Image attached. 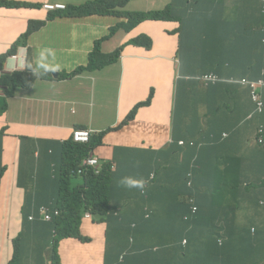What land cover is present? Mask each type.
Wrapping results in <instances>:
<instances>
[{
    "label": "trees",
    "instance_id": "1",
    "mask_svg": "<svg viewBox=\"0 0 264 264\" xmlns=\"http://www.w3.org/2000/svg\"><path fill=\"white\" fill-rule=\"evenodd\" d=\"M129 1L93 0L49 13L52 19L61 14H113L128 19L112 27L106 36L97 40L86 65L62 74V77L93 72L112 64L123 46L108 54L102 51V42L119 28L130 30L147 19L180 22L178 16L171 15V6L148 12L120 10ZM225 4H228V0H187L184 4V10L190 15L200 17L202 21L210 18L214 20L211 26L199 27L201 40L196 42L187 40V35L192 31H182L184 25L189 24L192 30L196 25L189 17L180 22L178 52L181 55L178 54V57L180 63H185L183 48L187 42L190 55L193 56V72L190 77L187 74L182 80L176 81L174 123L183 118L180 82L184 85V97L187 100L182 108L190 118L192 128L197 133L208 129L215 138L210 140L212 145L197 149L195 145L189 144L194 139L191 134L179 135L178 129L172 125L171 146L176 147L182 138L187 141L179 147L183 157L200 158L188 163L177 185L163 184L161 192L155 189L153 181L144 193L134 185L131 190L115 193L106 186L110 173L117 171L120 162L115 154L113 161L104 164L99 172L93 167H81L83 160L90 155L92 139L85 144L75 142L72 137L45 143L21 137L22 155L27 151L28 163L37 172L35 179L30 177L31 189L25 196L21 214L37 234L43 230L53 234L51 252L47 257L51 264H61L59 244L63 238L76 237L85 242L91 240L81 230L86 212H91L95 220L107 223L104 264H264V228L252 232L251 228H240L236 223L242 200L251 208H264V147L258 142L260 131L256 133L257 144L251 148H239L233 156L226 150L228 136L239 131L240 123L236 119L237 108L228 99L230 86L227 82L244 86L241 82L243 78L256 82L264 80V0H235L236 5L230 13ZM48 21L49 17L43 24ZM30 34L31 31H28L24 37L29 39ZM129 43L150 49L153 40L150 36L139 35L129 40ZM27 44V41L22 43ZM18 46L19 42L8 55L16 53ZM6 57H0V69ZM211 73L218 75L219 80H201V76ZM35 79L30 70L3 72L0 86L7 94L4 104L0 105V114L7 111L8 98L32 95L36 89ZM245 87L258 110V116L250 119L252 123L259 119V125L262 124L264 128V85L258 86L256 90ZM200 101L206 105L203 116L196 107ZM135 113L136 109L132 110L125 121L132 120ZM6 131L7 128L0 130V177L5 170L2 154ZM206 147L207 151L204 150ZM46 160H49V170H52L51 162L54 161L62 172L53 179L54 189L49 193H41L34 186ZM80 168L83 172L78 174ZM190 171L193 172V187L188 185L187 175ZM192 194L199 205L196 214L190 212L187 203L188 196ZM230 211L235 212L232 218ZM185 215H189V218L185 219ZM122 254L124 257L121 259ZM38 258L43 263L46 261L43 249L39 250ZM15 259L17 250L13 261Z\"/></svg>",
    "mask_w": 264,
    "mask_h": 264
},
{
    "label": "crops",
    "instance_id": "2",
    "mask_svg": "<svg viewBox=\"0 0 264 264\" xmlns=\"http://www.w3.org/2000/svg\"><path fill=\"white\" fill-rule=\"evenodd\" d=\"M0 1V57L7 56L0 71L11 73L30 69L36 78L33 94L8 98L7 111L0 114L2 129L7 128L3 140V166L6 168L0 178V264H10L15 253L14 240L22 230L28 228L35 244L34 262L42 264L38 259V249L50 237H46L45 230L37 234L22 218L21 208L32 184L30 177L35 179L37 172L34 166L29 165L27 152L21 156L20 136L57 142L70 138L75 129L90 128L96 132L91 138L89 156L104 160L100 167L112 162L114 154L120 160L117 171L111 172L107 179L106 186L110 191L131 190L135 181H155V189L161 192L163 184L177 185L188 163L200 158L183 157L179 149L183 145L179 142L176 147L171 146L172 125L178 129L179 135L191 134L197 149L212 145L210 140L215 138L208 129L197 133L192 128L191 120L182 108L187 100L184 85L180 82L183 118L174 123L176 81L187 74L190 77L193 72V56L187 42L183 48L185 63H180L178 57L180 22L189 17L196 25L193 30L189 24L182 28L185 33L186 30L192 31L186 38L196 42L201 40L199 27L211 26L214 19L202 21L200 17L190 15L184 10L187 0H130L126 9L133 13L171 6V15L178 16L180 22L147 19L130 31L119 29L102 43L104 52H111L124 44L112 64L94 72L62 77L61 74L70 73L89 62L97 40L107 35L120 18L115 15L61 14L52 19L49 13L59 10L50 11L43 7L46 2L69 6L93 0ZM234 4V1L226 4L227 9L231 10ZM48 17L50 21L43 24ZM28 31H31V36L26 39L24 34H28ZM139 35L150 36L152 48L126 44L127 40ZM24 41H27V46H22ZM18 42L17 57L13 55L15 53L8 55ZM227 83L230 86L229 102L237 108L236 119L240 121L239 131L228 136L226 150L233 156L237 149L251 148L257 144L256 133L264 128L262 124L259 125V119L253 123L250 119L258 116V110L247 88L240 84L236 86L234 82ZM235 87L238 88L232 93ZM5 94L7 92L0 86V105L4 104ZM10 99L18 105L24 118L26 116L25 121L17 126L10 122ZM147 100H151L150 103H146ZM95 101L97 109L93 111ZM196 107L201 116L206 113V105L202 101L197 102ZM134 109L135 117L126 122ZM204 150L207 151L208 147ZM218 152L223 158L222 153ZM51 166L52 170H49V160H46L35 182L34 187L41 193L51 192L55 175L62 172L58 163L52 161ZM236 223L240 228L263 230L264 208H251L242 200ZM106 230L105 222L96 221L93 217L84 219L82 231L92 240L86 243L74 238L62 240V264H104ZM11 264L23 263L17 259Z\"/></svg>",
    "mask_w": 264,
    "mask_h": 264
},
{
    "label": "clouds",
    "instance_id": "3",
    "mask_svg": "<svg viewBox=\"0 0 264 264\" xmlns=\"http://www.w3.org/2000/svg\"><path fill=\"white\" fill-rule=\"evenodd\" d=\"M231 1H234L235 2V0H228V4H229V2H231ZM235 5L236 4H234V7H235ZM127 6V5H126ZM126 6L125 7H123V8H121L120 10H122V11H128L127 9H126ZM225 6H226V4H225ZM233 7V8H234ZM232 8V9H233ZM67 9V7L66 8H64V9H55V10H59V11H63V10H66ZM226 9H227V7H226ZM231 9V10H232ZM55 10H51V11H55ZM231 10H228L227 9V11H228V13H230V11ZM94 15V14H93ZM99 15H101V14H99ZM107 15H113V14H107ZM115 16H117V15H115ZM117 17H119L120 18V21L116 24V25H114V26H117L118 24H120V23H122V22H127L128 21V19L126 18V17H124V16H117ZM152 20V19H151ZM114 26H112V27H114ZM111 27V28H112ZM135 27V26H134ZM133 27V28H134ZM110 28V29H111ZM119 29H124V28H119ZM118 29V30H119ZM117 30V31H118ZM124 30H126V29H124ZM131 30V29H130ZM130 30H126V31H130ZM110 31V30H109ZM116 31V32H117ZM115 32V33H116ZM109 33V32H108ZM114 33V34H115ZM113 34V35H114ZM112 35V36H113ZM106 36V35H105ZM104 37V36H103ZM102 37V38H103ZM110 38V37H109ZM99 39H101V38H99ZM108 39V38H107ZM104 41V40H103ZM103 43V42H102ZM28 45V44H27ZM27 45H22V46H27ZM121 46H124V44H122V45H120L118 48H116L115 50H113V51H111V52H104V53H108V54H110V53H114L117 49H119ZM19 49V48H18ZM123 49V48H122ZM122 51V50H121ZM17 52H18V50H17ZM16 52V53H17ZM16 53L15 54H13L14 55V57L16 58L17 57V55H16ZM87 64V63H86ZM86 64H82V65H86ZM81 66V65H80ZM107 66V65H106ZM79 67V66H78ZM104 68V67H103ZM25 70H30V69H25ZM100 70V69H99ZM15 71H17V70H15ZM30 71H32V70H30ZM74 71V70H73ZM72 71V72H73ZM97 71V70H96ZM13 72V71H12ZM33 72V71H32ZM85 72H88V71H85ZM94 72V71H93ZM0 73H1V75H2V73L3 72H1L0 71ZM34 73V72H33ZM71 73V72H70ZM83 73V72H82ZM65 74V73H64ZM80 74V73H79ZM1 75H0V77H1ZM34 75H35V73H34ZM77 75V74H76ZM61 76H62V74H61ZM74 76V75H73ZM79 129H90V128H78V129H75L74 131H73V134H72V138L74 139V141L75 142H77V143H82V144H85V143H88L89 141H90V139H91V136L96 132V130H92V134L90 135V138H89V140L88 141H82V140H78V139H76L75 138V131L76 130H79ZM21 137L22 136H20V140H21ZM27 137V136H26ZM70 137V138H71ZM31 138V137H30ZM69 139V138H68ZM37 140V139H36ZM64 140H67V139H64ZM64 140H59V141H57V142H60V141H64ZM41 141H43V140H41ZM180 141H184V144H181L180 143ZM179 141V143L181 144V145H185L186 143H187V141H185V140H180ZM45 143H46V141H44ZM47 142H50V141H47ZM51 142H53V141H51ZM191 142H193V144H191ZM258 142L260 143V144H262V146L264 147V130H262V131H260V137H259V140H258ZM189 144L190 145H194L195 144V141L194 140H190L189 141ZM20 146H21V150H22V141H21V144H20ZM27 152V151H26ZM28 154V153H27ZM36 155H38V153H36ZM21 156H22V152H21ZM91 157H96V156H89V157H87L88 159H87V161H86V158L83 160V162H82V164H81V167H93V168H95L96 169V171L97 172H99L100 170H101V168L102 167H100V164L104 161V160H102L101 158L99 159L98 157V162L97 163H92V162H90V161H88ZM2 161H3V154H2ZM116 165L114 164V167H115ZM6 168V167H5ZM83 172V169L82 168H80L79 170H78V174H81ZM4 173V172H3ZM2 177V176H1ZM0 177V178H1ZM187 178L189 179L188 180V185H189V182L190 181H192V185H189L190 187H193V185H194V183H193V172L192 171H190L189 173H188V175H187ZM149 184L150 183H145V182H139V181H135L134 182V186H137L140 190H141V192L142 193H144L145 192V190L148 188V186H149ZM190 196H194L195 197V200H196V204L198 205V203H197V198H196V196L194 195V194H192V195H189L188 196V198H187V203L190 205V203H189V197ZM240 209V208H239ZM198 210H199V205H198ZM191 212V211H190ZM198 212V211H197ZM59 212H57L56 214H58ZM88 213L90 214V216H88ZM149 214H147V216H148ZM93 216H92V214H91V212H86L85 214H84V216H83V218H82V223H83V221H84V219H87V218H92ZM52 218H53V216L51 217V219H50V221L49 222H51L52 221ZM185 218V217H184ZM96 221H100V220H96ZM103 222H105V221H103ZM82 223H81V230H82ZM106 223V222H105ZM107 224V223H106ZM249 228H251L252 229V232H255V230H256V228H254V227H249ZM45 234H46V237L47 238H49L50 237V240L48 241V239H47V242H46V244L42 247V248H39L38 249V255H39V250L40 249H43V257L44 258H46V261H44V263L42 262V260H40L39 258V260L42 262V264H51V262L49 261V260H47V257L50 255V252H51V247H52V238H53V234L51 233V232H47L46 230H45ZM82 234L83 235H85L84 233H83V231H82ZM85 236H87V235H85ZM88 237H90V236H88ZM69 238H74V239H77V240H79V241H81V242H83V243H86L85 241H82V240H80L79 238H76V237H66V238H63L62 240H64V239H69ZM91 238V237H90ZM106 238H107V230H106ZM23 239H25V241H26V250H25V253H24V256L23 257H21V255H20V249H19V243H20V241L21 240H23ZM62 240L60 241V244H59V255H60V260H61V264H62V255H61V252H60V246H61V242H62ZM91 240H92V238H91ZM90 240V241H91ZM131 240H133L132 238H131ZM17 241V242H16ZM90 241H87V242H90ZM14 244H15V253H14V256H15V254H16V250H17V259H19V261L21 262V263H23V264H35V262H34V258H35V255L33 254V251H34V246H35V244H34V242H33V237H31V231H30V229L28 228V229H26V230H22L21 232H20V234L17 236V238L14 240ZM106 247H107V245H106ZM45 248V249H44ZM14 256H13V258L10 260V264L11 263H13V262H15V261H17V259H15V261H13L14 260ZM124 257V254H122L121 255V259ZM13 261V262H12ZM105 262V261H104Z\"/></svg>",
    "mask_w": 264,
    "mask_h": 264
},
{
    "label": "built area",
    "instance_id": "4",
    "mask_svg": "<svg viewBox=\"0 0 264 264\" xmlns=\"http://www.w3.org/2000/svg\"><path fill=\"white\" fill-rule=\"evenodd\" d=\"M43 7L47 10H55V9H64L67 7L66 4H52L49 2H46L45 4H43ZM1 75V73H0ZM201 80H203L204 82H216L219 80V76L216 74H205L203 76H201ZM242 84L244 86H250L253 88V90H256V88L259 86H263L264 85V80L262 79L261 81H251L248 78H243L242 79ZM255 97V94H254ZM92 134V130L91 129H79L75 131V138L78 140H82V141H88L90 138V135ZM181 144H184V141H180ZM191 144H193V142H191ZM88 161L92 162V163H97L98 162V158L97 157H91ZM189 185H192V181L189 182ZM189 203H190V211L192 214H196L198 211V205L196 204V200L194 196H190L189 197ZM88 216H90V214L88 213ZM189 215H185V219H188Z\"/></svg>",
    "mask_w": 264,
    "mask_h": 264
},
{
    "label": "rangeland",
    "instance_id": "5",
    "mask_svg": "<svg viewBox=\"0 0 264 264\" xmlns=\"http://www.w3.org/2000/svg\"><path fill=\"white\" fill-rule=\"evenodd\" d=\"M128 37H126L125 40H127ZM129 43V40H127V43ZM179 55H181V52H179ZM97 109V103L96 101L93 104V111H95ZM9 117H10V122L12 125L17 126V124H19L20 122L25 121L26 116L24 118V114L22 113V111L19 109L18 105L13 103V100L10 99L9 100ZM1 122V120H0ZM3 125L0 124V130L2 129ZM235 212L230 211V215L231 218L234 216ZM19 249H20V255L21 257L24 256L25 250H26V241L25 239L21 240L19 243Z\"/></svg>",
    "mask_w": 264,
    "mask_h": 264
}]
</instances>
